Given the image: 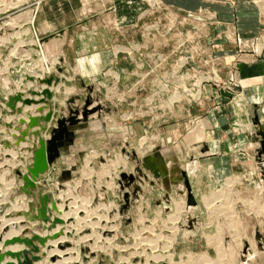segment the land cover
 I'll list each match as a JSON object with an SVG mask.
<instances>
[{
	"label": "rangeland",
	"instance_id": "374dc122",
	"mask_svg": "<svg viewBox=\"0 0 264 264\" xmlns=\"http://www.w3.org/2000/svg\"><path fill=\"white\" fill-rule=\"evenodd\" d=\"M189 1L0 0V264H264V111L254 101L242 133L232 107L264 63V0ZM83 107L26 194L40 140ZM184 139L182 159L164 150ZM134 152H156L165 178Z\"/></svg>",
	"mask_w": 264,
	"mask_h": 264
},
{
	"label": "water",
	"instance_id": "95a60500",
	"mask_svg": "<svg viewBox=\"0 0 264 264\" xmlns=\"http://www.w3.org/2000/svg\"><path fill=\"white\" fill-rule=\"evenodd\" d=\"M26 62V61H25ZM26 63H30V62H26ZM22 66V65H21ZM26 67V66H25ZM54 75L52 74L51 76H45V77H39V78H35V79H31L28 78L33 84H35L37 87L41 86V83H45L50 85L51 84V80L54 78ZM44 95L46 97L49 96V92L48 90H44ZM5 100L8 102V104H10L11 108L13 109L14 105L12 103V100H20L21 97L19 94H16L14 96L11 97H4ZM37 100L35 99L33 102H36ZM25 103H29L30 100L29 99H25L24 100ZM82 111L79 112V110L74 111L72 115H70V117H59L58 119H55V123L53 124L52 128H51V136L50 138L44 142L43 140H40V144L39 147L36 149L35 153H34V157H33V161L31 163V165L28 166L27 168V172H28V176L25 175L24 178V182L25 185L22 187V189L26 192V194H30V190L34 187L35 184H37L36 187H38L39 189H44L45 187L41 186L40 183H36L39 180V176H41L46 170H48L49 166L54 165L58 159H60L61 156H63L65 153L68 152V147L70 146V144L72 143V126H70L73 123L78 122L77 120L80 118H83V120H85L87 118V107H83V109H81ZM81 114V117H78V115ZM50 116L47 115V117H45L43 119V121H46ZM28 119H26L25 121L28 123V125L33 126L34 124H39L42 128H44L43 123L38 119V118H34V117H27ZM80 127L82 125H79ZM17 129L21 130V126L17 125L16 126ZM25 130V129H24ZM26 131H24L25 133ZM262 137H264L263 133H262ZM263 142L261 141V145L264 147V145L262 144ZM264 152V149L262 150ZM134 154V155H133ZM132 154L133 158L135 159V161L140 165V167L138 168V172L142 175V170H141V166H143L144 168H146L148 171H150L154 178L158 179L160 176H164L166 175V163L165 161H162L160 159V157H157V153L153 152L150 153L146 156H144L142 159H138L136 157L135 152ZM156 157V158H155ZM153 159L156 160V162L158 163V166H154L153 165ZM159 159V160H158ZM155 162V161H154ZM64 172H70L69 169H65L61 171V174L59 176V183L63 182L66 178L64 177ZM121 179L125 180V179H129L130 181H132L133 183V187L134 190H138L137 185H135V179L138 177H134L132 175H128L126 173H123L120 175ZM165 178V176H164ZM139 180V179H138ZM120 181V180H119ZM121 182V181H120ZM187 183V182H186ZM187 186L188 191L189 190V185L188 183L185 184ZM129 188H132L131 185L129 186ZM135 194V192H133ZM190 194V192H189ZM43 200H40V204L38 209L36 210V215H39L40 218H42L43 220L45 219V206L47 205V197L44 196L42 198ZM32 206H30L29 210H32ZM16 240H21L19 238H16ZM39 241L43 244V239H39ZM26 243H30L29 240H25ZM11 255H15V256H19V254H11ZM2 260V255H0V262ZM11 264V263H9ZM25 264H30V261H25Z\"/></svg>",
	"mask_w": 264,
	"mask_h": 264
},
{
	"label": "crops",
	"instance_id": "0c3cea01",
	"mask_svg": "<svg viewBox=\"0 0 264 264\" xmlns=\"http://www.w3.org/2000/svg\"><path fill=\"white\" fill-rule=\"evenodd\" d=\"M181 1V0H180ZM182 1H184V0H182ZM195 2H196V7L195 8H197V7H199L200 5H202L203 4V2H202V0H194ZM190 3H191V5L193 4L194 5V2L191 0V1H189ZM177 3L179 4V3H181L180 5H182V6H184L185 5V3L184 2H179V1H177ZM188 3V2H187ZM186 3V4H187ZM190 3H188V4H190ZM190 7H192V6H190ZM249 7V6H248ZM241 8H243V7H241ZM240 8V9H241ZM220 9V8H219ZM218 9V10H219ZM221 10H223V12H227V8H224V9H221ZM242 11V10H241ZM256 14V13H255ZM246 17H244L245 19H247L248 18V21H246V22H251V23H255V24H257V21L255 20V19H253V16H255L252 12H246ZM251 16V17H250ZM249 18H251V20L249 19ZM255 18V17H254ZM246 31H247V29H245ZM261 46H263V44H261ZM260 46V47H261ZM246 70V73L244 74V75H258V76H256V77H254V78H252V82L251 83H248V84H246L245 82H244V85H245V91H244V93H242L240 96H238L234 101V104H232V107H233V109H234V113H235V120H236V123H237V125H238V129L239 130H242V133H243V131H245V132H249L248 130H243L242 128H240V126H242L243 125V127H245L246 126V124H250V122H251V115L254 113V110H253V108H252V106H250V105H255V102H256V104L258 103L259 105H261V108H260V110H259V115L261 114L262 115V110L264 111V107L262 106V104L264 103V63H257V64H255V65H252V66H248L247 65V68H245ZM247 77V76H246ZM247 78H245L244 79V81L246 80ZM257 80V81H256ZM252 94H254V95H256L257 96V98L254 100V99H252V98H249V96H251ZM244 101V102H243ZM255 101V102H254ZM243 103L244 105H243V108H244V110L241 108V109H239V113L237 112V110H236V107L235 106H237L238 105V103ZM240 107H242V105L240 106ZM210 121L212 122L211 124L212 125H214V126H216V125H220L221 126V124L219 123V119H218V124H217V119H215V121L213 120V118H212V116H211V119H210ZM241 121V122H240ZM102 124V123H101ZM216 124V125H215ZM252 125V124H251ZM253 126V125H252ZM219 127V126H218ZM99 128V127H98ZM97 130H99V129H97ZM212 133H214V132H212ZM197 144V143H196ZM205 145V147H204V149L206 148V147H208L206 144H208V143H206L205 141L204 142H202V143H198L197 145ZM183 145V147L185 148L186 147V144H185V139H184V141H182V143H181V145L179 144V146L177 145V146H172V147H170V148H164V150H167V149H170L172 152H174L173 150H175V152L173 153L174 154V156L175 157H178V160L180 159V157H181V159H182V157L183 156H178V152H179V154H180V150H181V146ZM86 147H88V146H86ZM256 147H258V146H256ZM186 149V151L188 150L187 149V147L185 148ZM194 152H196V150L194 149V151H192V154H191V156H195L194 155ZM221 152V151H220ZM215 153H219V152H215ZM211 154H214V153H211ZM210 153H208L207 155H204V156H209V155H211ZM195 158H197L196 156H195ZM201 158H203V157H201ZM200 158V159H201ZM205 159V158H204ZM229 166L231 165V163L230 164H228Z\"/></svg>",
	"mask_w": 264,
	"mask_h": 264
},
{
	"label": "bare ground",
	"instance_id": "6f19581e",
	"mask_svg": "<svg viewBox=\"0 0 264 264\" xmlns=\"http://www.w3.org/2000/svg\"><path fill=\"white\" fill-rule=\"evenodd\" d=\"M48 67H50V65H49ZM43 68H44V67H43ZM45 69H46V68H45ZM50 69H51V68H49V71H50ZM43 71H45V70H43ZM48 74H49V73H48ZM43 141H44V140H43ZM44 142H45V141H44ZM48 169H49V168H48ZM197 169H198V168H197ZM46 171H47V170H46ZM198 171H199V169H198ZM30 214H31V213H29V212L26 213V215H27L28 217L33 216L32 214H31V215H30ZM2 259H3V258H2Z\"/></svg>",
	"mask_w": 264,
	"mask_h": 264
}]
</instances>
